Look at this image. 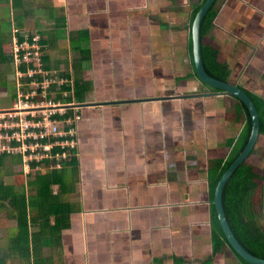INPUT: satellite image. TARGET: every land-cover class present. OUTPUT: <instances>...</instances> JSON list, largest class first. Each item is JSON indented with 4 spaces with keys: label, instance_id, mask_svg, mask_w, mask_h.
Listing matches in <instances>:
<instances>
[{
    "label": "crops",
    "instance_id": "crops-1",
    "mask_svg": "<svg viewBox=\"0 0 264 264\" xmlns=\"http://www.w3.org/2000/svg\"><path fill=\"white\" fill-rule=\"evenodd\" d=\"M35 3L42 5L25 30L57 42L49 71L86 92L72 109L80 116L76 210L57 243L43 248L48 264H247L228 244L215 253L208 181L214 161L231 151L228 140L244 131L246 113L228 96L229 106L212 100L199 120L202 99L187 103L158 88L174 82L178 93L188 79L198 86L193 26L201 1ZM217 10L206 43L227 66V82L264 99V0H220ZM13 99L2 97L6 106ZM256 149L264 168L263 134ZM188 177L207 187L179 197ZM258 222L264 229L263 215Z\"/></svg>",
    "mask_w": 264,
    "mask_h": 264
},
{
    "label": "trees",
    "instance_id": "trees-1",
    "mask_svg": "<svg viewBox=\"0 0 264 264\" xmlns=\"http://www.w3.org/2000/svg\"><path fill=\"white\" fill-rule=\"evenodd\" d=\"M200 1L197 15L207 0ZM219 1L216 2L202 26V58L209 75L227 82L229 74L227 66L218 60V50L206 43V37L217 17ZM5 7L12 8L15 13L13 16L9 12L6 22L5 20L0 22V80L7 82L8 75L13 74L15 92L11 94V97L16 98L21 85L22 89L26 90L29 80L43 78L40 72L33 77L18 74L19 71L26 73L29 68L38 69L39 67L35 61L28 62L23 58L25 50L20 51L19 59H17L13 46L15 39L20 44L24 42L25 34H29L28 41L33 42L35 34L25 30V20H29L31 18L29 16L39 7L35 0H0V10ZM11 23H14L15 27L7 31L6 27ZM13 37H15L14 42ZM39 43L42 47L41 66L49 70L51 69L49 51L57 42L51 43L43 36L42 39L40 37ZM7 47H10L9 51H6ZM72 82V85L68 80L61 84L52 83L51 88L48 89L50 91L48 98L65 99L63 93L70 92L67 100L83 102L86 92L82 82H76V80ZM248 94L259 111L261 134L264 135V99L252 93ZM233 98L237 101L235 108L238 111L241 110L239 112L246 113L247 121L244 131L238 138L228 140L227 145L231 151L227 159L220 158L214 161L208 175L209 198L213 206L212 217L215 224L216 254L229 243L213 205L215 190L224 172L243 151L252 130V119L247 107L236 96ZM69 116L74 119L75 112L71 110L67 117ZM15 130L17 129H11L10 133ZM52 141V138H46L41 143L47 144ZM3 142L8 144V141L3 140ZM9 146L12 149H3L0 146V264H11V261H16L18 264H48L47 258L43 257V248L57 243L61 232L69 226L70 218L76 210L73 199L77 194L74 181L77 160L72 152L75 149L72 151L67 149L65 151L67 155L59 157L57 153H63V149L54 148L51 152H46L40 148L41 153L49 156L40 160L32 158L26 161L25 157L30 156V150L25 152L14 150L21 147V143L16 140H12ZM255 151L256 148L252 154ZM25 166H28L29 171H26ZM6 177H13L14 183L7 184ZM263 191L264 169L257 168L248 158L227 182L223 193V204L229 224L239 242L252 255L264 259V229L258 222V215L263 209V207L258 208L262 202ZM230 248L232 249L231 246ZM234 254L245 262L235 251Z\"/></svg>",
    "mask_w": 264,
    "mask_h": 264
},
{
    "label": "built area",
    "instance_id": "built-area-1",
    "mask_svg": "<svg viewBox=\"0 0 264 264\" xmlns=\"http://www.w3.org/2000/svg\"><path fill=\"white\" fill-rule=\"evenodd\" d=\"M25 37L26 40L21 44L15 39L13 46L17 59H19L20 51L25 50L23 58L28 62L35 61L39 68H31L26 72L27 74L21 71L18 73L20 76L33 77L40 72L43 78L42 80H29L26 90L22 89L21 85L17 97L13 99L12 106L2 104L0 98V146L10 150L12 148L9 143L16 140L21 143V147L14 150L31 151L30 156L25 157L26 161L32 158L40 160L49 156L41 153L40 148L46 152H51L54 148L63 149V153H57V155L64 157L67 155L65 152L67 149L72 151L77 147L76 123L80 116L75 115L74 119L67 117L73 108L72 103L65 102L64 99L48 98L50 92L48 89L51 88V84H61L67 79L54 76L52 72L41 66L40 37L35 35L33 42L28 41L29 34H25ZM63 95L68 96V92H64ZM11 129L17 130L10 133ZM46 138H52L53 141L47 144L41 143ZM3 140L8 141V144Z\"/></svg>",
    "mask_w": 264,
    "mask_h": 264
},
{
    "label": "water",
    "instance_id": "water-1",
    "mask_svg": "<svg viewBox=\"0 0 264 264\" xmlns=\"http://www.w3.org/2000/svg\"><path fill=\"white\" fill-rule=\"evenodd\" d=\"M217 1L218 0H207L205 2V4L202 6V8L199 11L193 26V42H194L193 55L195 61V70L198 78L203 83L214 89L220 90L221 94L223 95H228L232 97L236 96L245 104L252 119V130L249 140L246 146L244 147L243 151L227 168V170L222 175L216 187L215 197H214L215 210L217 213L218 220L225 234V237L229 245L237 253V255H239L244 261H246L249 264H264L263 258H259L252 255L239 242V240L235 236L229 224L223 204V193L227 185V182L234 174V172L239 168V166L250 157V155L252 154L253 150L255 149L259 141V138L261 136V119H260L259 111L253 99L245 90H243L242 88H240L239 86L233 83L224 82L214 78L213 76L207 73L204 67L203 58H202V42H201L202 26L208 14L215 7Z\"/></svg>",
    "mask_w": 264,
    "mask_h": 264
},
{
    "label": "rangeland",
    "instance_id": "rangeland-1",
    "mask_svg": "<svg viewBox=\"0 0 264 264\" xmlns=\"http://www.w3.org/2000/svg\"><path fill=\"white\" fill-rule=\"evenodd\" d=\"M36 5L40 6V5H42V3H36ZM47 15H48L47 12H44V11L41 12V18H46ZM7 17H9L8 9H3V11L0 10V22L4 21ZM28 21L32 22V19L30 18ZM5 22H6V20H5ZM25 23H27V22H25ZM28 23H29V25L31 24V26H32V23H30V22H28ZM40 23L41 22H38L37 24H40ZM29 25H28V27H30ZM6 28H7V30H10L11 27L7 26ZM29 29H26V30L29 31ZM14 39H15V37H13V42H14ZM13 42H12V44H13ZM9 48L10 47H7L6 51H9ZM29 69L31 70V68H29ZM18 74H20V73H18ZM8 76H9L8 77L9 80H7V82H1V80H0V97H4L5 95H9V94L13 95V92H15V86H14L15 81H14V79H12L13 74H9ZM191 80L192 79L179 81V85H178L179 86V92L178 93H172V91H171L175 87L174 82H170L167 88H166V86H164L163 88H160V87H158V88L160 90H168V95L177 96V97H179V100H183V101L186 100L187 103H189V102L198 103V100L202 99V105H203L202 109L203 110H199V112L201 113V118H199V120L202 119L204 111L205 110L207 111V109H208V108H206V106L207 107L210 106L211 105L210 102H212V100H213V104L221 103V105H224L226 107L229 106V104L227 102V101H229L228 95H222L223 97L220 98L219 95L212 94L213 91H215V90L212 87H209L208 85L205 86V84L199 78H198L199 81L195 80L198 82L197 83L198 86L192 87L191 83H190ZM189 85L191 88L189 90H187ZM192 99H194V100H192ZM236 112L238 113L239 111L236 110ZM232 116L235 117V113H232ZM182 117H184V116H182ZM255 148H257V145ZM261 160H262V156H261L260 152L251 154L249 157V161L252 164L256 165L257 168H262ZM16 169L18 170V168H16ZM25 169H26V171H29L28 166H25ZM5 181L7 182V184H11V183H14L15 180L13 177H6ZM203 182H204V180L197 179L195 177L182 178V182H179V197L182 196V197L190 198V194L194 195L197 190L205 188L204 186H206V184L204 185ZM199 197H200V199H199L200 201L203 200L202 199L203 195H200ZM188 202L189 201H187L186 203H188ZM262 215L264 218V210L260 211V216H262ZM260 216H259V218H260ZM11 264H18V263L16 261H11Z\"/></svg>",
    "mask_w": 264,
    "mask_h": 264
},
{
    "label": "clouds",
    "instance_id": "clouds-1",
    "mask_svg": "<svg viewBox=\"0 0 264 264\" xmlns=\"http://www.w3.org/2000/svg\"><path fill=\"white\" fill-rule=\"evenodd\" d=\"M39 36V35H38ZM40 37V36H39ZM210 87V86H209ZM214 89V88H213ZM215 91H220V90H217V89H214ZM214 91V92H215ZM69 96H70V92H68V96H66V98L64 99L65 100V102H68V103H72V106H73V108L72 109H75L76 107H77V105H76V103H73V101H69V100H67L68 98H69ZM0 98H2V97H0ZM1 102H2V104H4V102L2 101V99H1ZM5 105V104H4ZM71 109V110H72Z\"/></svg>",
    "mask_w": 264,
    "mask_h": 264
},
{
    "label": "flooded vegetation",
    "instance_id": "flooded-vegetation-1",
    "mask_svg": "<svg viewBox=\"0 0 264 264\" xmlns=\"http://www.w3.org/2000/svg\"><path fill=\"white\" fill-rule=\"evenodd\" d=\"M205 84V83H204ZM206 85V84H205ZM212 94H214V95H223V94H221V92L220 91H213V93ZM232 97V96H231ZM147 100V99H146ZM184 120H186V121H188L189 120V117H187L186 119H184ZM191 120V119H190ZM192 121V120H191ZM193 122H195V123H197L198 121H193ZM240 136V135H239ZM238 136V137H239Z\"/></svg>",
    "mask_w": 264,
    "mask_h": 264
}]
</instances>
